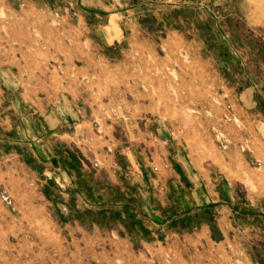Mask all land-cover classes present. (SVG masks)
Segmentation results:
<instances>
[{
    "label": "rangeland",
    "instance_id": "374dc122",
    "mask_svg": "<svg viewBox=\"0 0 264 264\" xmlns=\"http://www.w3.org/2000/svg\"><path fill=\"white\" fill-rule=\"evenodd\" d=\"M102 1L103 14L119 17L121 43L104 45L105 20L87 15L80 0H0V72L39 81L27 87L81 80L74 100L89 123L85 139L115 154L112 165L84 161L73 144L66 160L63 138L35 146L37 129L24 139L9 123L3 128L1 118L30 125L37 108L22 102L23 82L18 91L17 81H0V264H264V0ZM87 40L90 48L79 46ZM180 141L235 183L239 198L200 216L218 234L217 216L230 229L225 257L131 241L113 225L119 213L111 203L133 196L55 180L68 171L81 186L88 163L102 171L100 181L110 169L133 187L143 168L149 178L169 170L162 158L185 149ZM136 196L141 208L152 195Z\"/></svg>",
    "mask_w": 264,
    "mask_h": 264
},
{
    "label": "crops",
    "instance_id": "0c3cea01",
    "mask_svg": "<svg viewBox=\"0 0 264 264\" xmlns=\"http://www.w3.org/2000/svg\"><path fill=\"white\" fill-rule=\"evenodd\" d=\"M80 1L87 15L105 20L104 26L99 30L104 35V45L121 43L123 30L118 23L119 17L103 14L106 5L103 4L102 0ZM87 29L90 30L89 27ZM92 44L91 40H87V42L81 43L79 46L88 45L90 48ZM34 80L29 77L25 79L20 75L16 76L8 70L0 72V81H8L9 83L13 81L15 85L16 81L18 82L17 90L20 89L23 82L24 94H22V97L24 98L22 102H29L37 108L34 111V120L29 117L28 122L30 125H26L25 121H22L23 128L14 127L10 123L11 121L1 118L3 128H7L8 126L6 127L5 125L9 123V128H16L21 138H23L21 133L25 134L24 139H27V135L31 136L32 132L34 133L33 130L37 129L38 131L34 135L36 136V141L32 142L35 146H37L36 142L44 141L49 135H57L58 138H63L66 148H70V150L65 149L63 153L66 160L73 158V144H75L82 150L85 157L84 161L103 160L108 165L115 163L114 153H99L91 149L89 146L91 141L85 139V135H87L89 130V123L86 122L82 111L74 100V98H78L82 81L71 78L65 80L67 83L63 84L61 82L58 83L59 81L55 79L52 81L56 82L54 84L40 86L36 83L26 86L27 81L39 82ZM42 92L47 93L50 97L48 96L47 99H44L41 96ZM4 114L5 111H1V117ZM248 118L250 119L251 117L247 116ZM160 125L163 126L162 124ZM165 129L166 127H162V130ZM258 129L264 143V120L260 122ZM40 136L41 138H39ZM166 142L167 139L163 141L162 146ZM178 144L179 146L182 144L183 148H185V144L182 141ZM186 150V148L178 147L176 154H167L163 157L162 160L169 162L171 168L163 171L157 178H149V174L143 168L140 174L137 175V181H133V187L124 186L120 176L110 169L103 170L107 180L100 181V178L102 179V175H100L102 171L92 172L89 169H85L84 166L88 165V163L81 169V178L84 179L81 186H78L75 181V175L68 171L64 174L55 173L57 175L55 180L56 183L64 181L66 183L65 189H121V192L129 193L130 196H133V199L131 197L123 203L115 201L111 203L114 206L112 210L119 213V218L113 225H117L119 232H125V235L131 241L143 245H149L150 243L153 245L164 244L170 250L178 253L198 249L201 255L207 258L225 257L226 252H228V243L232 239L229 234L230 229L228 228L227 232L221 223L218 222L217 216L215 218V226L219 230L218 234L212 224L204 222L200 216L202 211H210L215 215L219 209L225 210L226 207L228 208L226 204L233 203L236 198H239L238 191L235 189V183L231 181L226 173L219 174V172H224L223 170L220 171L212 164L210 166L202 164V160L192 154H188ZM128 153L133 157L132 151ZM45 154H50V158L53 160L56 159V155L51 152V149H49V154ZM106 154H108L107 161ZM40 157L43 160L49 159V157H44L43 154H40ZM262 159L264 160V155ZM139 184H142L141 186L146 184L150 189H138ZM132 190H134L135 194ZM138 190H141V193L145 190L146 194L152 195L146 197V201L143 202L141 208H139V201L136 196ZM111 208L110 205L104 207L106 210H111ZM224 224L228 226L227 221H224ZM232 225V223L229 224V226ZM126 231L128 232L126 233ZM202 245L204 246L202 247Z\"/></svg>",
    "mask_w": 264,
    "mask_h": 264
},
{
    "label": "built area",
    "instance_id": "2783aa9c",
    "mask_svg": "<svg viewBox=\"0 0 264 264\" xmlns=\"http://www.w3.org/2000/svg\"><path fill=\"white\" fill-rule=\"evenodd\" d=\"M231 108V107H230Z\"/></svg>",
    "mask_w": 264,
    "mask_h": 264
}]
</instances>
